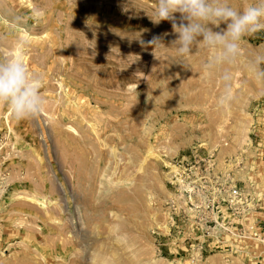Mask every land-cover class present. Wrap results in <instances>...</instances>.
<instances>
[{
  "label": "rangeland",
  "instance_id": "374dc122",
  "mask_svg": "<svg viewBox=\"0 0 264 264\" xmlns=\"http://www.w3.org/2000/svg\"><path fill=\"white\" fill-rule=\"evenodd\" d=\"M156 4L0 0V59L19 56L45 101L36 120L0 108V264H264V85L247 68L264 31L222 109L211 52L177 63Z\"/></svg>",
  "mask_w": 264,
  "mask_h": 264
},
{
  "label": "clouds",
  "instance_id": "9594fccd",
  "mask_svg": "<svg viewBox=\"0 0 264 264\" xmlns=\"http://www.w3.org/2000/svg\"><path fill=\"white\" fill-rule=\"evenodd\" d=\"M150 19L157 25L162 21L171 23L177 63L187 67L184 60L197 47L211 52L203 68L209 73L219 70L224 91L217 106L230 107L236 98L230 68L240 61L243 39L264 31V0H253L243 8L233 7L228 0H157ZM148 44H161L160 37L153 36ZM247 68L264 85V52L251 57ZM41 88V77L30 75L19 56L0 59V108L7 109L15 121L39 118L45 103Z\"/></svg>",
  "mask_w": 264,
  "mask_h": 264
},
{
  "label": "built area",
  "instance_id": "2783aa9c",
  "mask_svg": "<svg viewBox=\"0 0 264 264\" xmlns=\"http://www.w3.org/2000/svg\"><path fill=\"white\" fill-rule=\"evenodd\" d=\"M177 167H179V165H177ZM175 170H176V168H174V171ZM175 174L181 176L178 172H175ZM175 178H176V180L178 179L179 183H181L179 177L178 178L175 177ZM181 186H184V184H181ZM201 188L204 189V185H202ZM185 191L187 192L188 201L193 203L194 202L193 186L190 187L189 185H185ZM218 192H220V190L216 189L215 193H218ZM196 193H198V192L195 191V194ZM221 196H222L221 201L226 200L227 207H229V208L236 209V211H237V208L242 205V201H240L241 200L240 190L235 185L223 186V188H221ZM213 202H214V199L210 200L211 204ZM250 234L252 237L258 236V232H256V231L250 232Z\"/></svg>",
  "mask_w": 264,
  "mask_h": 264
},
{
  "label": "bare ground",
  "instance_id": "6f19581e",
  "mask_svg": "<svg viewBox=\"0 0 264 264\" xmlns=\"http://www.w3.org/2000/svg\"><path fill=\"white\" fill-rule=\"evenodd\" d=\"M40 204V203H39Z\"/></svg>",
  "mask_w": 264,
  "mask_h": 264
}]
</instances>
